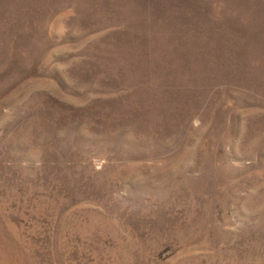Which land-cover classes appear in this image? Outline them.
<instances>
[{
  "label": "rangeland",
  "instance_id": "374dc122",
  "mask_svg": "<svg viewBox=\"0 0 264 264\" xmlns=\"http://www.w3.org/2000/svg\"><path fill=\"white\" fill-rule=\"evenodd\" d=\"M0 264H264V0H0Z\"/></svg>",
  "mask_w": 264,
  "mask_h": 264
}]
</instances>
